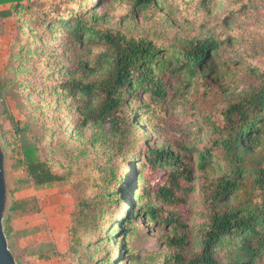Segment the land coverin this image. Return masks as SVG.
Here are the masks:
<instances>
[{
  "label": "trees",
  "instance_id": "trees-1",
  "mask_svg": "<svg viewBox=\"0 0 264 264\" xmlns=\"http://www.w3.org/2000/svg\"><path fill=\"white\" fill-rule=\"evenodd\" d=\"M176 1L0 0V21L14 18L18 29L0 94L5 112L9 96L25 116L9 142L17 165L37 187L87 186L68 230L66 255L76 264H264V67L249 68L245 90L228 82L248 56L264 57V35L202 33L171 45L160 31L132 28L146 12L182 23ZM199 1L211 11L214 0ZM105 4H127L120 26ZM170 107L180 134L164 124ZM143 120L153 130L140 142L135 121ZM195 198L203 221L191 224L178 207ZM28 206L14 202L4 219L18 264L53 241L45 224L13 225V212H40ZM144 219L147 229L172 226L166 249L147 258L131 247ZM105 226V242L119 235L120 247L100 254Z\"/></svg>",
  "mask_w": 264,
  "mask_h": 264
},
{
  "label": "rangeland",
  "instance_id": "rangeland-1",
  "mask_svg": "<svg viewBox=\"0 0 264 264\" xmlns=\"http://www.w3.org/2000/svg\"><path fill=\"white\" fill-rule=\"evenodd\" d=\"M111 9L114 17V22L119 24L122 15L128 10L127 4L111 5L105 4ZM210 7V6H209ZM174 9L177 11L176 16L182 18V23L166 21L168 15L166 12H156L158 19L151 17V12L141 13L136 17H132L130 23L136 33H143L147 30L162 32L161 40L165 44H171L177 38L191 37L199 34H214L221 38L233 34L234 37L241 38L242 36L260 37L264 35V0H214L208 10L199 0H177L174 3ZM228 18V19H227ZM186 19V20H185ZM18 29L14 18H9L0 21V94L2 92L1 83L3 77L8 74L6 71L7 64L11 55V42L16 38ZM62 38H55L56 43ZM240 40V39H239ZM238 40V41H239ZM238 43V42H237ZM236 47L240 50L246 49V46ZM249 51H245L247 56ZM248 63L235 67L232 77L229 79V84L236 89L242 91L248 88L247 78L249 76V68L264 67V57L251 58L248 56ZM1 96V95H0ZM8 111L5 112L3 101L0 97V146L4 153V174L6 184V201L5 213L10 214L14 202L18 204H29L28 208L37 206L40 212L29 211L23 213L21 211L13 212L12 223L15 227L24 228L31 224L42 225L51 232L52 243H49V248L38 250V254L29 253L23 259L25 264H76V261L66 255L68 246V230L72 222V213L75 210L76 204L81 197L85 196L87 186L83 180H65L55 183L47 187L35 186L28 177L27 171L20 165H17L19 154L9 145L12 142L11 131L14 130V120L25 119L24 114L16 107L15 101L7 96ZM39 99V94L37 98ZM34 106V103H31ZM41 109V117L49 123L47 110ZM178 109L169 108V112L165 115L164 124L169 127L173 134L179 133L180 119L177 118ZM143 117V116H142ZM48 120H47V119ZM52 122V120H50ZM43 122V121H41ZM39 121L38 130L43 126ZM139 127L137 134L140 142L147 136L151 135L152 127L148 121H135ZM50 128V125L47 126ZM176 129V131H175ZM92 127H88L85 132L87 136L92 134ZM201 136H198L200 138ZM73 142L76 138L72 139ZM138 148V147H136ZM135 195V193H134ZM137 201V200H134ZM196 203L190 200L187 204L178 207V212L181 213L184 219L192 223H200L203 221L202 211L203 204L197 198L193 199ZM127 205L120 203V210H127ZM107 215H105L106 217ZM110 216L106 222L110 219ZM149 219L136 220L139 228V237L132 242L131 247L133 252H139L144 258L150 256L153 251H161L164 246L165 239L168 233L171 232V225L158 224L150 226ZM95 243L102 242L98 245L97 250L100 254L120 247L121 237L115 236V241L105 242V237L108 234L107 226L100 228ZM101 238V239H100ZM100 239V240H99ZM98 240V241H97ZM126 243L129 244L128 240ZM20 247L23 246L20 243ZM164 246V247H163ZM39 252H42V256ZM82 264H86L83 261ZM112 264H121L120 261H114ZM124 264V263H123Z\"/></svg>",
  "mask_w": 264,
  "mask_h": 264
},
{
  "label": "water",
  "instance_id": "water-1",
  "mask_svg": "<svg viewBox=\"0 0 264 264\" xmlns=\"http://www.w3.org/2000/svg\"><path fill=\"white\" fill-rule=\"evenodd\" d=\"M6 184L4 174V153L0 146V264H18L13 252L9 248L4 230Z\"/></svg>",
  "mask_w": 264,
  "mask_h": 264
}]
</instances>
